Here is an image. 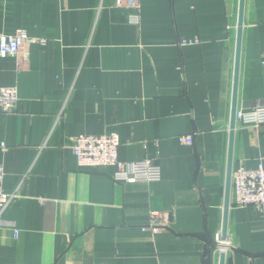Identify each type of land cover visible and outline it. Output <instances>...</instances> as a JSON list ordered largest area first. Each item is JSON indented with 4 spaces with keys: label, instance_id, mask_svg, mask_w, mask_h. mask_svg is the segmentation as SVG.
<instances>
[{
    "label": "crops",
    "instance_id": "crops-1",
    "mask_svg": "<svg viewBox=\"0 0 264 264\" xmlns=\"http://www.w3.org/2000/svg\"><path fill=\"white\" fill-rule=\"evenodd\" d=\"M138 1L0 0V34L35 40L0 57L18 92L0 112V264H218L239 0ZM263 53L264 0H245L236 109L264 106ZM104 133L160 178L80 167L74 138ZM259 163L264 124L235 121L231 170ZM229 201L224 264H264V205ZM154 212L163 227L144 230Z\"/></svg>",
    "mask_w": 264,
    "mask_h": 264
},
{
    "label": "built area",
    "instance_id": "built-area-1",
    "mask_svg": "<svg viewBox=\"0 0 264 264\" xmlns=\"http://www.w3.org/2000/svg\"><path fill=\"white\" fill-rule=\"evenodd\" d=\"M119 7H132L136 11L139 8L138 0H116ZM138 13L131 14L128 21L131 24L139 23ZM25 31L14 34H0V57H16L20 48L26 42H34ZM188 44V42H183ZM261 67L264 73V53L261 56ZM18 102L16 87L0 86V112H8L14 109ZM235 121L243 125L264 124V106L259 105L250 111L236 109ZM179 140L183 143H191V136H181ZM119 137L116 133L104 134H80L74 138L72 151L80 167L97 169L106 166L115 168L113 178L116 181H156L161 176L160 167L155 165L151 159L138 161H123L118 157ZM3 147V143L1 144ZM4 176L3 167L0 166V223L3 214L12 198L2 189ZM231 187L234 194V204L237 206L252 205L262 207L264 205V165L259 163L256 168H247L240 165L231 171ZM166 214L154 212L151 214L150 223L143 229L151 232L159 231L165 222ZM17 234V231H15ZM227 237L223 238L221 231L216 233L215 241L217 248L224 252Z\"/></svg>",
    "mask_w": 264,
    "mask_h": 264
},
{
    "label": "water",
    "instance_id": "water-1",
    "mask_svg": "<svg viewBox=\"0 0 264 264\" xmlns=\"http://www.w3.org/2000/svg\"><path fill=\"white\" fill-rule=\"evenodd\" d=\"M245 0H239L238 5V18H237V33H236V46H235V61H234V74H233V90H232V104H231V121L229 127V144H228V165L225 183V199L223 209V219L221 235L223 238L227 235V221L228 211L230 207V187H231V162H232V147H233V136L235 129V111H236V95L238 85V74H239V59L241 49V35L243 27V14H244ZM225 254L223 251L220 252L218 264H224Z\"/></svg>",
    "mask_w": 264,
    "mask_h": 264
}]
</instances>
